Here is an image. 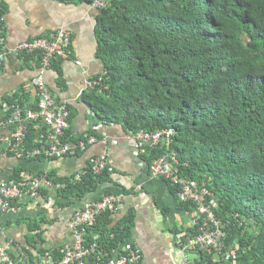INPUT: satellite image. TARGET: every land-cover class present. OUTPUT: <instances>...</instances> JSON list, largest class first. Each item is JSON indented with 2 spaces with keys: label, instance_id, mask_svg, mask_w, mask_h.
<instances>
[{
  "label": "trees",
  "instance_id": "obj_1",
  "mask_svg": "<svg viewBox=\"0 0 264 264\" xmlns=\"http://www.w3.org/2000/svg\"><path fill=\"white\" fill-rule=\"evenodd\" d=\"M96 19L104 74L81 95L93 123L120 125L126 132L174 131L170 150L178 159L177 173L216 203L212 211L226 234L221 251L196 249L191 264H264V0H110ZM5 101L13 108L25 104L27 95L15 93ZM89 132L101 138L92 128ZM37 136L30 125L27 145ZM162 153L158 146L143 156L150 163ZM85 169L80 181L48 174L65 184L56 190L57 204L81 200L108 177L107 169L95 174L90 163ZM23 170L15 169L11 178ZM166 182L191 215L197 203L181 200L180 187ZM41 191L47 198L49 190ZM110 214L107 209L95 220L100 235L93 234L96 224L85 235L87 245L97 244L93 257L113 256L130 235L131 211L107 237ZM199 228L195 224L180 233ZM28 229L44 242L38 222ZM27 244L37 248L30 239Z\"/></svg>",
  "mask_w": 264,
  "mask_h": 264
},
{
  "label": "crops",
  "instance_id": "obj_2",
  "mask_svg": "<svg viewBox=\"0 0 264 264\" xmlns=\"http://www.w3.org/2000/svg\"><path fill=\"white\" fill-rule=\"evenodd\" d=\"M0 10H3L0 16L7 34V44L11 47L57 30L70 32L68 57L56 58L45 69L44 77L56 101H66L70 106L68 134L77 136L88 131L93 119L81 95L87 90L86 81L104 72V63L97 56L96 18L99 10L80 0H0ZM40 68L37 54L10 56L3 63L0 69V111L5 98L21 91L27 95L28 105L36 102L32 78L39 74ZM9 131L8 127L0 128V134H8ZM102 132L104 135L85 152L49 161L0 151V180L11 178L17 168H23V172L46 171L47 174L53 173L55 178L69 177L101 153L107 154L109 164L107 179L81 200H61V204L56 205L59 209L48 208L42 200L25 202L22 211L17 214H0V228L13 241L29 247L27 239H30V234L37 233L29 230L28 224L38 222L44 242L51 251L57 250L73 241L67 222L76 209L86 202L115 194L120 201L111 209L112 221L105 231L107 237L114 236L118 223L131 211L134 224L130 235L124 240H131L141 248L144 263L180 264L181 253L176 234L180 231L183 233L185 228L191 226L192 215L179 206L178 198L166 179L151 175L147 158L137 153L130 132L115 124L104 126ZM42 217L45 219L41 220ZM94 224L97 228L93 234L100 235V232H96L98 222ZM57 257L54 254V258Z\"/></svg>",
  "mask_w": 264,
  "mask_h": 264
},
{
  "label": "built area",
  "instance_id": "obj_3",
  "mask_svg": "<svg viewBox=\"0 0 264 264\" xmlns=\"http://www.w3.org/2000/svg\"><path fill=\"white\" fill-rule=\"evenodd\" d=\"M109 4L110 0H92L91 2V6L97 10ZM70 37L69 31L57 30L47 36L28 39L11 47L7 44V34L0 16V69L10 56L29 54L39 55L41 67L39 74L32 78L37 96L34 104L28 105L26 102L11 108L7 101L4 100L2 103L0 128L8 127L10 131L8 134H0V151L28 159L42 158L49 161L85 152L90 145L100 139L95 133L89 132L91 128L94 132L97 131V134L100 133L101 137L104 135L102 129L106 125L102 122H92L88 131L78 134L80 138H74V135L68 134L71 116L69 104L66 101H56L45 82V69L50 67L56 58L68 57ZM103 74L87 80L85 83L87 90L99 85ZM18 94H23V91ZM30 125L38 131V136L31 147L26 141L27 129ZM129 132L135 140L137 153L140 155L145 154L147 148L164 147V153L149 163L151 175L162 177L179 186L177 195L181 200H193L197 203V209L191 213V226L199 224V231L186 236L182 233L176 234L181 253L180 264H191L192 255L190 254L196 249L213 250L217 253L221 251L222 239L226 234L223 230L224 226L212 211L216 203L207 202L195 182L187 181L177 173L175 165L178 159L170 150L173 130L140 129ZM89 163L95 174H101L109 165L107 154L101 153L92 158ZM86 172L85 167L81 169L74 175V181H80ZM64 187V183L50 179L46 171L39 174L23 172L19 177L0 180V214H17L22 211V204L33 200H42L48 208L59 209L60 207L56 206V190ZM43 189H48L50 192L47 198L41 194ZM119 201V196L107 194L98 200L86 202L76 209L67 222L73 241L71 244L57 248L60 253L57 258H54L50 246L39 239L36 243L37 248L29 246L30 254L26 253L23 244L13 245L15 241L0 228V264H145L141 248L131 240L123 241L114 255L107 259L100 256L93 257L97 248L95 242L89 245L85 243L87 230L94 224L96 218L103 211L112 209ZM16 256L20 258L17 259Z\"/></svg>",
  "mask_w": 264,
  "mask_h": 264
},
{
  "label": "rangeland",
  "instance_id": "obj_4",
  "mask_svg": "<svg viewBox=\"0 0 264 264\" xmlns=\"http://www.w3.org/2000/svg\"><path fill=\"white\" fill-rule=\"evenodd\" d=\"M30 240H31L34 244H36V243H37V237H36V235L30 234Z\"/></svg>",
  "mask_w": 264,
  "mask_h": 264
},
{
  "label": "water",
  "instance_id": "obj_5",
  "mask_svg": "<svg viewBox=\"0 0 264 264\" xmlns=\"http://www.w3.org/2000/svg\"><path fill=\"white\" fill-rule=\"evenodd\" d=\"M173 133H174V131H173Z\"/></svg>",
  "mask_w": 264,
  "mask_h": 264
}]
</instances>
